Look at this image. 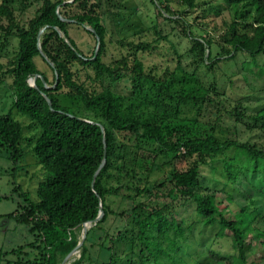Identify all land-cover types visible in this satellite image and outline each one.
Listing matches in <instances>:
<instances>
[{
	"label": "trees",
	"instance_id": "obj_1",
	"mask_svg": "<svg viewBox=\"0 0 264 264\" xmlns=\"http://www.w3.org/2000/svg\"><path fill=\"white\" fill-rule=\"evenodd\" d=\"M6 1L0 0V17H6L8 24H0V33L7 38L16 29L19 50L7 70L0 63V75L11 77L13 109L26 116L37 132L28 138L25 125L12 113L0 116V146L18 162L25 152L21 144L32 142L31 152L41 172L48 175L38 188V201L31 200L29 193L23 195L24 212L19 221L31 224L36 237L15 250L26 255L23 263L60 264L78 247L83 226L92 222L80 256L70 264H94L89 246L92 232L113 216L122 225L112 232L103 228L101 246L111 254L103 264H205L200 253L187 246L192 225L181 213L183 206L191 204L205 227L219 226L222 236L230 232L234 254L221 256L211 251V255L226 260L224 264H264V255L250 260L254 239L264 251V205L250 192L255 187L250 175L260 176L264 183V149L236 138H221L216 124L201 119L203 109L213 100L196 74H157L133 58L104 63L107 31L90 0H42L27 27L15 21ZM224 1L234 19L233 51L228 55L245 52L255 64L264 55V0ZM181 3L184 10L176 14L166 6L169 18L178 22H184L188 11L197 7L196 0ZM73 6L79 11L70 14ZM71 22L94 30L89 33L100 38L98 52L88 57L78 49L69 35ZM187 33L204 63L219 62L221 57L211 58L212 41L196 37L190 27ZM152 49L151 44L135 46L137 52ZM42 52L54 64L55 87L35 63ZM75 61L94 69L100 80L107 77L114 82L128 76L132 93L121 95L110 88L89 91L73 79ZM261 68L264 73V66ZM34 76H38L35 87L29 83ZM65 88L74 90L94 115L63 105L58 92ZM253 119L264 126V109ZM181 157L185 169L173 160L166 176L153 181L161 158ZM262 192L264 197V188ZM237 193L246 196L244 202L238 201ZM112 197H120L130 206L119 204L115 209L110 204ZM232 205L235 209L229 212ZM101 209L104 214L96 222ZM117 243H124L122 254L116 252ZM26 247L37 252L34 260L30 252H24Z\"/></svg>",
	"mask_w": 264,
	"mask_h": 264
},
{
	"label": "rangeland",
	"instance_id": "obj_2",
	"mask_svg": "<svg viewBox=\"0 0 264 264\" xmlns=\"http://www.w3.org/2000/svg\"><path fill=\"white\" fill-rule=\"evenodd\" d=\"M90 1L96 4V10L107 31L103 53L104 63L112 64L123 60V58H133L141 60L147 71L153 69L157 74L162 75L166 71L179 75L196 74L211 92L213 100L203 109L201 119L216 124L217 134L221 138H236L240 142L264 149V126L253 119L256 113L264 109V73L261 72V67L264 66V55L258 57L255 64L245 52L228 55L229 51H233L230 40L234 34L231 28L234 19L224 0H196L197 7L189 10L183 19L186 24L169 18L171 13H168L166 9L169 4L175 14L184 10L182 0H156L155 3L153 0ZM6 3L13 10L15 21L21 27H27L29 21L42 6L43 1L7 0ZM78 11L76 6L69 9L70 14ZM0 24L7 25L8 19L1 16ZM189 27L196 37H205L212 41L211 58L221 57L219 62L211 61L206 64L202 61L199 48L194 47L193 40L188 36ZM91 30L93 29L90 26L75 22H71L68 26L70 37L75 41L78 49L88 57L92 56L94 52H98L100 48V40L97 36L89 33ZM140 43L151 44L154 49L137 52L135 46ZM18 50L19 38L16 29L7 38L4 32L0 33V63L3 64L5 70L15 59ZM48 60L43 53L35 58V63L52 85L58 79V75ZM71 70L73 79L89 91L101 92L110 88L121 95L132 93V80L128 76L114 82L107 77L100 80L96 78L94 69L92 70L79 61L73 62ZM34 77H31L30 80L32 81ZM58 98L63 105L72 107L83 115H94V112L85 107L72 89L65 88L59 91ZM13 102L12 79L9 75H0V116L12 113L14 118L25 125V136L31 138L37 130L26 116L13 109ZM236 111L242 116L235 115ZM21 146L25 152L18 162L11 158L9 150L0 146V264H29L23 263L26 259L25 254L15 251L20 246L36 240L30 231L31 224L19 221L24 212L23 195L29 193L31 200L38 201V188L48 178L47 174L41 172V166L31 152L32 142L25 141ZM173 160L177 167L185 169L186 164L182 157L177 159L161 158L159 167L153 174L154 182L160 181L166 176V170L172 167ZM204 173L208 174V170ZM217 176L220 178L221 174L217 172ZM250 177L254 179L255 186L250 189V192L259 197L261 204L264 205L262 195L264 183L261 182L258 175L256 177L250 175ZM218 196H222L228 203L224 193L219 192ZM236 197L239 202H244L246 196L237 193ZM139 202L140 199L137 200V203ZM110 204L115 209L119 204L123 207L130 206L129 202H122L120 197H112ZM232 209H235L234 205L228 208L229 212ZM181 217L192 225V230L188 231L189 244L187 246H191L192 251L196 249L200 253V260L205 264L227 262L216 255H211V251H216L221 256L234 254L230 243V232H226V236H222L219 226L205 227L198 220L200 216L194 205L183 206ZM120 225H122L121 219L111 216L107 223L92 232L89 246L94 264H103L111 257L110 252L101 246L102 237L105 235L103 228L112 232ZM82 236L81 230V240ZM258 242V239L253 240L250 260H260L264 255ZM23 250L31 253L30 259L32 260L37 256V252L31 248L26 247ZM123 251L124 243H117L116 252L122 254ZM180 253H183V250ZM80 254V247H77L63 257L60 264H64L70 259L72 262ZM20 257L22 258L21 263H19Z\"/></svg>",
	"mask_w": 264,
	"mask_h": 264
},
{
	"label": "water",
	"instance_id": "obj_3",
	"mask_svg": "<svg viewBox=\"0 0 264 264\" xmlns=\"http://www.w3.org/2000/svg\"><path fill=\"white\" fill-rule=\"evenodd\" d=\"M64 20H66V19H64ZM66 21H68V20H66ZM43 31H44V30H42L41 33H42ZM93 31H94V30H93ZM62 36L65 37L64 34H62ZM97 38H98V40H100V38H99L98 36H97ZM67 40H68V39H67ZM42 54H43V52H42ZM48 61H49V63H50L52 66H54V64L51 63L50 60H48ZM37 77H38V76L32 78V81L29 80L30 85H32V86L35 87V83H36ZM32 82H33L34 85L32 84ZM49 104H50V106L52 107V103H51L50 100H49ZM104 163H105V161H104ZM104 163H103V165H104ZM103 165H102V166H103ZM102 166H101V167H102ZM97 174H98V172H97L96 175H95V179H96V177H97ZM94 187H95V180L93 181V188H94ZM103 214H104L103 209H101L100 215L98 216V218H97L95 221L98 222V221L102 218ZM91 225H92V222H89V223H86V224L83 226V229H82L83 236H82V240H81L80 243L78 244V247H81V246H82L84 240H85L86 237H87L88 231H89V229L91 228ZM73 253H74V252H73ZM67 261H68V260H67ZM67 261H66V262H67ZM66 262H65V263H66ZM65 263H64V264H65Z\"/></svg>",
	"mask_w": 264,
	"mask_h": 264
},
{
	"label": "bare ground",
	"instance_id": "obj_4",
	"mask_svg": "<svg viewBox=\"0 0 264 264\" xmlns=\"http://www.w3.org/2000/svg\"><path fill=\"white\" fill-rule=\"evenodd\" d=\"M71 263V259L70 260H68L65 264H70Z\"/></svg>",
	"mask_w": 264,
	"mask_h": 264
}]
</instances>
